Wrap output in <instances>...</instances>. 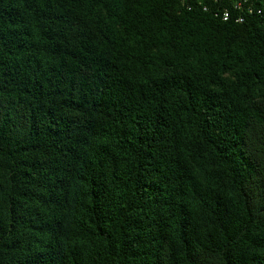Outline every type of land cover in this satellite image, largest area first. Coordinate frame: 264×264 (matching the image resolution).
<instances>
[{"label": "trees", "instance_id": "16d2710c", "mask_svg": "<svg viewBox=\"0 0 264 264\" xmlns=\"http://www.w3.org/2000/svg\"><path fill=\"white\" fill-rule=\"evenodd\" d=\"M0 264H264V0H0Z\"/></svg>", "mask_w": 264, "mask_h": 264}]
</instances>
